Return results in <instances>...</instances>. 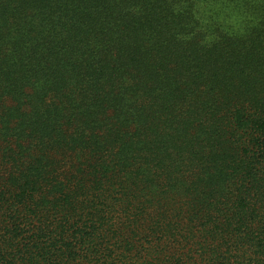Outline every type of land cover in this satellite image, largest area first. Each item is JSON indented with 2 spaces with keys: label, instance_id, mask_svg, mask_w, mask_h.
<instances>
[{
  "label": "trees",
  "instance_id": "1",
  "mask_svg": "<svg viewBox=\"0 0 264 264\" xmlns=\"http://www.w3.org/2000/svg\"><path fill=\"white\" fill-rule=\"evenodd\" d=\"M0 264H264V0H0Z\"/></svg>",
  "mask_w": 264,
  "mask_h": 264
}]
</instances>
